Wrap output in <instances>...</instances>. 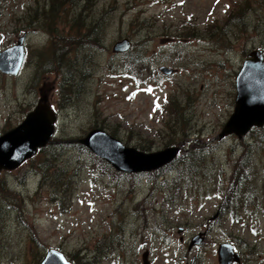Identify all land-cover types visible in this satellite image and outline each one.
<instances>
[{"label": "rangeland", "instance_id": "obj_1", "mask_svg": "<svg viewBox=\"0 0 264 264\" xmlns=\"http://www.w3.org/2000/svg\"><path fill=\"white\" fill-rule=\"evenodd\" d=\"M24 30L21 70L0 71V134L43 94L57 123L0 172V264L49 248L73 264H219L224 242L230 264H264V125L218 137L244 59L264 55V0H0V51ZM93 128L146 152L180 146L195 170L108 169L77 140ZM238 175L251 183L231 197Z\"/></svg>", "mask_w": 264, "mask_h": 264}, {"label": "water", "instance_id": "obj_2", "mask_svg": "<svg viewBox=\"0 0 264 264\" xmlns=\"http://www.w3.org/2000/svg\"><path fill=\"white\" fill-rule=\"evenodd\" d=\"M21 37L15 45L0 51V71L4 74L16 75L21 67ZM129 45L128 39H121L115 43L114 49L120 52L128 49ZM160 70L166 74L171 72L165 66L160 67ZM235 90L233 112L224 123L219 138L230 134L241 138L253 127L264 125V56L260 49L250 52L244 59L235 77ZM46 100L43 94L17 126L0 135V171L16 168L50 141L55 131L56 114ZM79 142L121 172L157 169L170 162L180 149V146H169L157 151H141L124 145L102 128L91 129ZM201 239L198 234L190 244H199ZM143 257L146 263V252ZM218 260L219 264H230L232 260L239 259L230 243H222L218 249ZM40 264L70 263L60 251L49 249Z\"/></svg>", "mask_w": 264, "mask_h": 264}, {"label": "trees", "instance_id": "obj_3", "mask_svg": "<svg viewBox=\"0 0 264 264\" xmlns=\"http://www.w3.org/2000/svg\"><path fill=\"white\" fill-rule=\"evenodd\" d=\"M238 18V17H237ZM262 139H264V137L262 138ZM80 143V142H79ZM81 144V143H80ZM82 145V144H81ZM81 145L79 146V147H81ZM84 146V145H83ZM249 146H251V145H249ZM85 147V146H84ZM86 149V148H85ZM87 150V149H86ZM82 151H84V150H82ZM88 151V150H87ZM90 152V151H89ZM250 153H251V151H249L248 153H247V156H250ZM187 153H181V152H179L178 153V157H176L178 160V165H182V166H184L183 167V169H181V171H180V169L179 170H177V173L179 172V174H182V173H184V172H188L189 174H193V170H195V161H191V159H192V157H191V159H190V156H188V154L186 155ZM175 158V159H176ZM174 159V160H175ZM190 159V160H189ZM173 160V161H174ZM172 161V162H173ZM103 162H104V165H105V167H107L108 169H111L112 167L108 164V163H106L104 160H103ZM170 164V163H169ZM168 165V164H167ZM166 165V166H167ZM178 165H177V167H178ZM177 167H174L175 168V170L177 169ZM234 179H235V182H233L234 181ZM251 182H250V180H249V178L248 177H242L241 175H238L236 178H233L232 177V187L230 188V191L227 193L229 196L231 195V197H232V195H233V193H235L238 189H239V187H241V186H243V185H245V184H250ZM155 184V183H154ZM65 195L66 194H63V197H65ZM55 198L57 197L58 198V196H54ZM231 201V199H229V201L228 202H230ZM228 204V203H227Z\"/></svg>", "mask_w": 264, "mask_h": 264}, {"label": "bare ground", "instance_id": "obj_4", "mask_svg": "<svg viewBox=\"0 0 264 264\" xmlns=\"http://www.w3.org/2000/svg\"><path fill=\"white\" fill-rule=\"evenodd\" d=\"M22 48H23V54H24V47H23V44H22ZM5 49H6V48H5ZM5 49H3V50H5ZM46 103L49 104V100H48V99L46 100ZM49 105H50V104H49ZM84 137H85V136H84ZM82 138H83V137H82ZM80 139H81V138H80ZM80 139H77L78 142H79ZM168 147H169V146H168ZM86 149H87L88 151H90L87 147H86ZM180 150H181V149L178 150L176 156H175L170 162H168L167 164L171 163V162L177 157V155H178V153L180 152ZM90 153H93V152L90 151ZM93 154H94V153H93ZM94 155H96V154H94ZM167 164H165V165H163V166H161V167H159V168H157V169L151 170V171H155V170L161 169V168L165 167ZM138 173H139V172H138ZM51 249H53V250H57V251H60V250L55 249V248H51Z\"/></svg>", "mask_w": 264, "mask_h": 264}, {"label": "flooded vegetation", "instance_id": "obj_5", "mask_svg": "<svg viewBox=\"0 0 264 264\" xmlns=\"http://www.w3.org/2000/svg\"><path fill=\"white\" fill-rule=\"evenodd\" d=\"M24 33H25L26 36H27L28 33H29V31H28V30H26V31L24 30ZM12 43L14 44V42H12ZM13 44H12V45H13ZM12 45H11V46H12ZM23 47H24V54H26L28 50H27V47H26V44H25V43H23ZM24 61H25V59H24ZM38 100H39V99H38ZM38 100H37V101H38ZM31 108H32V107H30L29 109H31Z\"/></svg>", "mask_w": 264, "mask_h": 264}, {"label": "snow or ice", "instance_id": "obj_6", "mask_svg": "<svg viewBox=\"0 0 264 264\" xmlns=\"http://www.w3.org/2000/svg\"><path fill=\"white\" fill-rule=\"evenodd\" d=\"M149 91H150V89H149Z\"/></svg>", "mask_w": 264, "mask_h": 264}]
</instances>
